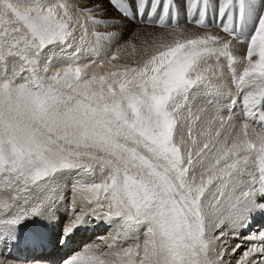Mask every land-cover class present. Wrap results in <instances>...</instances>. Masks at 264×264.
<instances>
[{"label":"snow or ice","instance_id":"1","mask_svg":"<svg viewBox=\"0 0 264 264\" xmlns=\"http://www.w3.org/2000/svg\"><path fill=\"white\" fill-rule=\"evenodd\" d=\"M137 25L153 51L89 76ZM0 180V241L62 197L58 244L109 226L61 264H264V0H0Z\"/></svg>","mask_w":264,"mask_h":264},{"label":"bare ground","instance_id":"2","mask_svg":"<svg viewBox=\"0 0 264 264\" xmlns=\"http://www.w3.org/2000/svg\"><path fill=\"white\" fill-rule=\"evenodd\" d=\"M69 3H73V0H71V1L69 0ZM247 20H249V21L251 20V21L248 24L245 22L244 25H247L248 30L250 32V30L252 29V27L255 23V16L253 14H251V15H249ZM192 30H195V29H192ZM211 31L217 32V31H219V29L213 28V29H211ZM127 40H128V37H127ZM92 41H93V37L86 38L85 46L87 47V51H86L84 56L80 57V59L83 61V63H88L90 60L96 61L94 64L90 65V67H92V68H91V73H88L89 76H91L92 74H96L98 76L99 75H107V74H110L111 72H114V71H123L125 65L135 66L137 64V62L142 61V59L145 56V51H144L145 49L147 50V52L153 51V49L151 47H145V48L137 47L132 51V49L127 48L129 43H126L123 46V48H121V50L116 53L115 56H113L114 54H112V55L110 54L111 59H109L110 56L108 53L111 50V44L109 45V44H106V42H105V47L102 48L99 51V53H97L95 50H93V47H92V45L95 44V41L94 42H92ZM117 49H119V48H117ZM114 50L116 51V49H114ZM112 57H115V59H112ZM63 66L67 67L68 63H64ZM74 66L75 65H73V67ZM236 69H237V71L242 73L243 68L239 64H237ZM233 91H235L234 88H233ZM3 187H4V182H3V180H0V195H2ZM68 215H69V213H68V201H67L66 197H62L60 202L56 205V212H55L54 218L41 219L39 217H36V218H33L32 220L25 221L22 225L19 226L18 229H30L34 233L46 232V233H50V235L52 236V234L55 233L57 229H59L60 231L62 230L64 222L67 220ZM262 217H263V215H257L252 221L253 225H257L261 221ZM100 225H104V227L101 229V233L98 232L95 235L107 236L111 231L108 228L109 226L107 224H104V223L92 224V228L94 230L95 229L99 230ZM256 230H257V228H254L253 230H251V229L247 230L246 229L245 234H247V232H249V231L255 232ZM140 239L141 240L143 239L142 235H141ZM1 242L2 241H0V243ZM96 243L102 245L103 242L101 240L97 239ZM131 243H132V240H129L127 243L124 244V246L127 247ZM58 252H59V250L56 251L57 254H58ZM47 256L49 257L50 255H47ZM0 258H6L5 254H3V253L0 254ZM43 261H45V260H43ZM18 264H30V263L18 262ZM42 264H45V263L42 262ZM232 264H235V260L232 261Z\"/></svg>","mask_w":264,"mask_h":264},{"label":"rangeland","instance_id":"3","mask_svg":"<svg viewBox=\"0 0 264 264\" xmlns=\"http://www.w3.org/2000/svg\"><path fill=\"white\" fill-rule=\"evenodd\" d=\"M71 1V0H70ZM251 15V14H250ZM251 21V20H250ZM250 21L249 20H247L246 21V23L248 24V23H250ZM139 27V28H138ZM136 28L138 29V37H133V38H131V42L128 44V46H127V48H129V49H132V51L135 49V48H137V47H140V48H145V47H149L148 46V44L144 41V38H143V33L144 32H152V31H159V29H153L152 27H148V28H145L143 25H138V26H136ZM214 29H216V28H214ZM99 31H103L104 29H98ZM107 31H110V32H112V31H118V29H107ZM128 39H129V37H128ZM125 40H127V37H125ZM95 41V37H93V41L92 42H94ZM91 42V43H92ZM106 44H108L107 42H106ZM126 43H122V44H111V50L109 51V59H111V55L112 54H114L113 56H115L116 55V53L118 52V51H120L121 50V48H123V46L125 45ZM119 48V49H117V48ZM114 49H116V51L114 50ZM114 52V53H113ZM111 54V55H110ZM95 66V65H94ZM91 68L92 67H90V71L88 72V73H91ZM99 243V242H98Z\"/></svg>","mask_w":264,"mask_h":264}]
</instances>
